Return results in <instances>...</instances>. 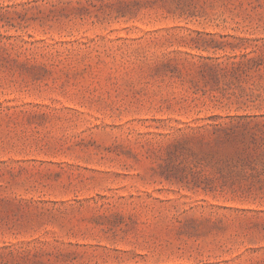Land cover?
Here are the masks:
<instances>
[{"label": "rangeland", "instance_id": "rangeland-1", "mask_svg": "<svg viewBox=\"0 0 264 264\" xmlns=\"http://www.w3.org/2000/svg\"><path fill=\"white\" fill-rule=\"evenodd\" d=\"M0 264H264V0H0Z\"/></svg>", "mask_w": 264, "mask_h": 264}]
</instances>
